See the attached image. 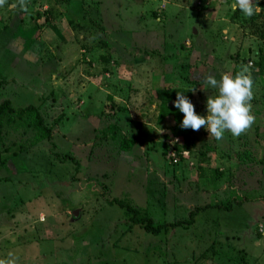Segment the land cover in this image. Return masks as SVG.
Segmentation results:
<instances>
[{
	"label": "rangeland",
	"instance_id": "1",
	"mask_svg": "<svg viewBox=\"0 0 264 264\" xmlns=\"http://www.w3.org/2000/svg\"><path fill=\"white\" fill-rule=\"evenodd\" d=\"M235 2L28 0L23 12L19 0H7L0 7V104L38 107L54 131L38 145L21 124L0 134V259L11 252L17 264H264V77L254 66L264 52V0H254L260 11L251 18ZM245 65L258 74L251 128L217 141L204 127H178L175 136L193 132L200 141L185 160L175 158L173 132L157 125L155 92L195 90L196 113L206 117L208 97L218 94L206 77L220 80ZM117 118L116 141L96 143V131ZM123 137L140 144L124 153ZM210 144L215 155L201 161L199 149ZM114 199L162 224L187 220L194 207L244 204L209 209L191 227L153 236L109 206Z\"/></svg>",
	"mask_w": 264,
	"mask_h": 264
},
{
	"label": "trees",
	"instance_id": "2",
	"mask_svg": "<svg viewBox=\"0 0 264 264\" xmlns=\"http://www.w3.org/2000/svg\"><path fill=\"white\" fill-rule=\"evenodd\" d=\"M253 65V64H252ZM257 66L258 73L263 75L264 77V52L261 54L260 62L254 65ZM237 73H234L235 76ZM258 74H252V78H257ZM188 79V78H185ZM195 82H189V86H194ZM198 85L199 83L196 82ZM177 92L184 93L192 102L193 100V92L190 89L184 88H175V89H158L155 93V98L159 103V116L157 119V125L166 132H173V138H176L177 142L173 147V152L175 154V158L179 160H185L184 155L192 152V147L200 141V136L195 137L193 132L188 133H179L175 136V132L178 127H180L183 121V114L174 106V102L177 98ZM126 110V109H125ZM116 114L111 117L114 119ZM120 119L117 118L115 123L109 124L104 129H99L96 131L95 142L96 143H110L115 142L119 133L120 127L119 124ZM169 123V124H167ZM21 124V127H26L32 131L36 132V137L34 139V144L38 145L44 141H52L54 137V131L52 128L46 126L43 116L40 114V110L38 107L33 105L28 106L23 109H16L11 101H4L0 104V134L3 130L7 129L8 126ZM167 124V126H166ZM165 125V128H162ZM169 135V134H168ZM169 137V136H168ZM172 138V139H173ZM140 144L139 138H129L123 137L117 146L120 151L124 153H130L134 150V148ZM216 146L214 144H210L208 146H202L199 149V156L201 161L206 160L209 161V155H215ZM56 157L61 158L59 155ZM73 162L77 169H79V162L72 156H65L62 162ZM108 205L111 207L117 206L121 210H124L126 213V217H129V224L133 226L142 227L147 233L153 236H159L163 233H167L170 229H182L183 227H191L196 223L197 216L209 209H221L226 211H231L235 205L242 206L244 204L243 201H238L235 199L229 200L225 202V205H206L194 207L188 216L187 220H179L174 223H157L154 221L152 216L146 211L142 209H138L133 207L130 203L125 200H109ZM133 229V228H132Z\"/></svg>",
	"mask_w": 264,
	"mask_h": 264
},
{
	"label": "clouds",
	"instance_id": "3",
	"mask_svg": "<svg viewBox=\"0 0 264 264\" xmlns=\"http://www.w3.org/2000/svg\"><path fill=\"white\" fill-rule=\"evenodd\" d=\"M6 3L7 0H0V7ZM19 7L21 11L27 12L28 0H19ZM237 7L246 18H251L260 11L254 0H236L234 10ZM205 83L218 90L217 95L209 96L207 99L206 117L196 113L194 104L184 93L177 92L174 106L183 114L180 127L193 131H199L204 127L217 141L222 140L226 132H230L234 137L245 134L255 122L251 104L254 98V82L250 65L242 66L235 76L223 74L220 80L208 75ZM0 264H17V258L10 252L7 259H0Z\"/></svg>",
	"mask_w": 264,
	"mask_h": 264
}]
</instances>
